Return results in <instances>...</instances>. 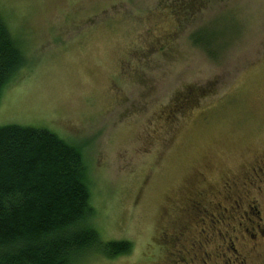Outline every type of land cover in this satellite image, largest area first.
<instances>
[{"label": "rangeland", "instance_id": "374dc122", "mask_svg": "<svg viewBox=\"0 0 264 264\" xmlns=\"http://www.w3.org/2000/svg\"><path fill=\"white\" fill-rule=\"evenodd\" d=\"M0 16L25 58L0 126L80 150L89 223L131 243L72 264H167L173 245L212 235L192 198L217 212L245 194L264 224V0H0ZM244 237L246 264H264V236Z\"/></svg>", "mask_w": 264, "mask_h": 264}, {"label": "trees", "instance_id": "16d2710c", "mask_svg": "<svg viewBox=\"0 0 264 264\" xmlns=\"http://www.w3.org/2000/svg\"><path fill=\"white\" fill-rule=\"evenodd\" d=\"M24 63L0 16V96ZM92 214L80 150L45 128L0 126V264H72L130 250L127 240L102 241Z\"/></svg>", "mask_w": 264, "mask_h": 264}, {"label": "flooded vegetation", "instance_id": "af4514ba", "mask_svg": "<svg viewBox=\"0 0 264 264\" xmlns=\"http://www.w3.org/2000/svg\"><path fill=\"white\" fill-rule=\"evenodd\" d=\"M246 197L245 194L236 196L225 194L222 198L227 202L226 206H221L218 202L214 203L217 212H208L198 198H192L193 205L201 213L199 218L203 222L205 220L208 222L207 229L212 230V235L205 233V229L202 228L204 236L193 241L188 248L173 245L174 249L170 252L172 257L167 264H193L197 261L208 264L213 258H220L224 264H246L249 249L241 252L237 249L235 242L239 241V236H248L247 241L254 247L264 236V224L261 223L262 217L259 215V210L252 202H245ZM218 226H224L226 229L221 232L217 229ZM215 235L220 236L221 242L216 243L212 250H207L208 243L216 238Z\"/></svg>", "mask_w": 264, "mask_h": 264}]
</instances>
